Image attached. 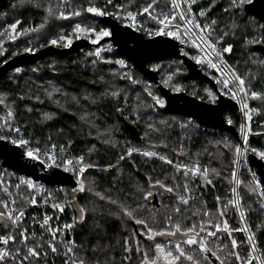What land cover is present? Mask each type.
I'll return each mask as SVG.
<instances>
[{
    "label": "trees",
    "instance_id": "trees-1",
    "mask_svg": "<svg viewBox=\"0 0 264 264\" xmlns=\"http://www.w3.org/2000/svg\"><path fill=\"white\" fill-rule=\"evenodd\" d=\"M49 2L55 5L57 0H36L35 3H30L28 0H24L23 3L21 0H10L5 9L0 11V32L7 29L11 34L12 30L8 26L16 23L17 20L22 21V24L17 27L16 32L18 33L22 32L23 29L38 26L44 22L47 15L45 8ZM150 2L151 0H113V5H131V11L139 12ZM36 3H39L40 7H37ZM72 3L82 5L84 8L91 4L101 8L105 6V0H72ZM170 3V0H159V8L153 11V15L158 14L160 11L171 12ZM113 5H109L107 10L115 12L117 9ZM229 5L230 0H209L207 10L211 8V11L207 14L208 21L210 22L213 19L217 21V34H222V31L229 33L223 44L225 47L228 44L232 45V52L224 55L227 62L242 75L251 71L256 77L252 84L253 89L264 92V56L254 48L258 41L264 40V29L259 27L264 25V22L245 10L243 14L231 11L225 13L224 9ZM106 17L109 16L92 17L90 14L85 13L73 20L50 19L45 28L39 33L21 34L14 41L9 35L0 36V45L4 48L0 57V66L12 57L25 53V48H32L34 52L48 46L65 48L51 45L49 41L60 35L62 29L64 34L70 33L71 26L77 21L109 29L108 24L104 21ZM118 22L123 25L120 21ZM139 23H146L147 27L150 28L157 27L154 22L146 17H142ZM233 24L237 27L234 28ZM139 32L145 38L154 37L146 34L144 30ZM76 40L78 39L73 37V42ZM87 40L91 42L90 39ZM107 43H109V40L108 37H105L98 44L91 43L90 46L68 55L59 53L45 55L38 58L34 63L19 68L21 69L19 73L15 70L10 71L0 79V99L4 101L0 103V123L3 122L2 118L6 116L8 109L11 108L16 114L14 125L21 127L22 135L26 139H31L33 146H35L37 140H41L45 142L41 145L42 147H50L52 143H55L58 146L57 150H59V145L63 144L71 155H83L86 162H91L95 166L85 173V186H91L94 191L113 199L127 197L130 194L135 195L136 185L143 183L147 175H152L153 180L159 178L169 186L177 182L172 179L174 175L180 177V183L184 182L181 173L176 172L172 166L164 164L157 158H146L135 152H133L131 158H128L126 153L129 148H138L141 151H156L167 155L174 163L183 164L199 161L201 166L216 169L220 175L210 176L214 186H201L204 182L200 177H196L190 185L194 189L195 198L191 201L192 207L185 209L186 216L190 218L185 219L184 226L187 228L193 223L212 222L220 223L223 227V218H219V211L225 210V218L231 235L222 231L218 233L217 237L208 244L211 252L197 254V258L201 261V264H220L216 256L221 259L225 258L229 250L225 248V245L230 248L233 238L238 244L237 249L234 251L239 252L242 258H247L250 252L247 240L249 232L235 231L243 228H249L251 233L255 234L254 243L257 247V253L264 258V210L260 209L259 202H256L257 198L250 197L245 185L241 184L238 186V192L244 197L241 207V211L246 214L244 219H241L240 212L234 206L230 205L224 209V205L234 199V194L231 191L233 185L230 183L232 168H237L239 179L245 182H250L249 170L257 174L256 167L251 165L249 161H242L239 167L233 165L234 152L223 147L224 139H227L233 145L240 144V140L227 130L204 127L190 117L167 112L165 106L155 105L151 97L147 95V91H145V89H148L154 96H159L165 101L159 87L163 86L176 93L173 88L175 85H179L183 89L180 92H186L202 101L214 103L207 92L211 91L218 97V86L216 89L208 80L192 77L180 58L173 57L168 60L149 62L148 68L155 71L159 78L157 84H151L134 65H129L127 69H121L118 64L105 63V61H116L123 57L115 48L110 49L99 60L95 56L88 55L90 52H94L95 46ZM187 51L189 52V58L196 55V52L191 48ZM33 69H36V71H33ZM125 71L129 72L140 83L132 84L129 80L120 79V75ZM202 71L211 78L215 77L206 68H202ZM169 76H172V81L170 86H165L164 81ZM101 77H103V80ZM213 80L215 81L214 78ZM109 84L122 90V98L118 101L109 97L95 105H90L82 99L87 94L99 97L102 92L107 90ZM55 89H60V92L54 91ZM49 91L53 93L51 99L48 96ZM62 93H67V97L63 96ZM21 96L25 98L21 100ZM37 96L43 103L37 101ZM72 97L79 98L80 103L77 104ZM123 97L127 98V104H125ZM250 104L251 107H258L260 102L250 100ZM27 107H31L33 111L27 112ZM117 107L124 109L122 114L117 111ZM46 113L51 115L52 119H46ZM84 113H87L88 118L95 122V128L80 119V116ZM225 117L232 120V125L239 132L240 118L238 115L235 112H226ZM161 120H167L169 124L163 125L160 123ZM150 123L159 131L149 129L148 124ZM182 124L187 126L181 127ZM61 129H63L62 133ZM90 132L91 135H89ZM99 133H106L108 142H104V137L99 136ZM252 133L254 135L249 142L250 147L247 151V157L252 154L259 158L251 151V148L264 150V112L260 114L252 113ZM49 135L52 136L51 141H48ZM69 141L72 142L70 148H68ZM165 144L167 145L166 148L162 146ZM154 145L156 147H153ZM181 145L186 155L177 156L176 152L180 150ZM122 155L126 157L124 160H120ZM109 165L115 167L108 171H102V169H108ZM58 170L62 171L61 169ZM67 175L68 178L65 181L57 184L41 183L34 180L37 185L43 186L47 191L25 190L22 186L21 194L27 195L30 192V195L35 197L37 201L35 206L30 204L22 206L25 211L22 227H27L30 235L35 232L37 241L40 240L42 235L46 241L48 236L43 233L38 223L34 224L33 217L38 222H42L43 214L47 213L53 217L50 221L52 226L62 229L64 224L72 222L75 214L71 206L72 203L77 207H85L90 213L95 207V220L100 223L105 234V243H111L113 246L110 257L114 258L116 264H121L125 255L122 250L123 238L126 235L131 237L134 230L143 231V229L127 218L121 219L117 215H108V209L115 208V206L108 204L106 200L101 201L91 192L74 191L79 187L77 184L78 178L73 177L71 173H67ZM19 177L25 176L4 168L0 160V179L4 181L0 188L11 184L10 190L16 196L14 186L19 182ZM144 186L147 187V185ZM57 189H63V191H56ZM117 189L119 190L117 191ZM49 193H52L51 197H49ZM46 197H48L47 200ZM217 197L220 198L219 204L217 203ZM4 198H6L5 194L0 190V199ZM65 201L70 203L65 208L64 213H60L52 207L53 202L64 203ZM176 204L177 201L173 194L157 188L154 190L153 197L147 203L149 211L144 212L143 215L146 217L155 215L156 219L160 220L165 212L171 213ZM204 211L211 214V220H209V217H204L203 221L201 220ZM194 212L198 214L192 216L191 213ZM101 213H104V215H101ZM92 225L93 219H89L86 226L83 228L77 226L74 231L69 230L67 236L74 238L78 244L85 242L87 238L95 235ZM14 232H16L14 226L9 224L6 227L3 221H0V235ZM16 234L18 235V233ZM56 239L59 247L63 249L64 244L61 242L65 240L64 232L58 233ZM157 241L166 243L171 247L176 243H182L183 236L157 237ZM95 242V240H92L93 245ZM140 246L146 249L143 239L140 240ZM132 247L133 262L139 264V256L135 253V240H132ZM185 247L187 248L186 245ZM213 252L216 255H212ZM227 259L228 264H239L232 257ZM41 264H43V261H41ZM49 264H63V261L60 257H54L49 250Z\"/></svg>",
    "mask_w": 264,
    "mask_h": 264
},
{
    "label": "snow or ice",
    "instance_id": "snow-or-ice-1",
    "mask_svg": "<svg viewBox=\"0 0 264 264\" xmlns=\"http://www.w3.org/2000/svg\"><path fill=\"white\" fill-rule=\"evenodd\" d=\"M23 3L24 0H21ZM30 3H35L36 0H28ZM252 0H230L229 7L225 8V13L228 12H239L243 14L245 6L250 4ZM198 4V0H171L170 7L171 12L165 13L160 11L158 14L153 15V11L159 8V0H151L147 6L143 7L139 12H133L130 10L131 5H113V0H105V6L103 8L91 4L87 8L82 5H74L72 0H57V3L53 5L51 2L45 8L47 13L44 22L38 26H33L28 29H23L22 32H16L18 25L22 24V21L17 20L8 26L12 30L10 34L6 29L4 32H0V36L9 35L14 41L18 35L31 33H39L45 28L46 24L50 19L59 20H73L74 18L81 17L85 13L90 14L92 17H105L109 16L115 20L120 21L128 28H135L137 31L144 30L149 36H168L173 40L179 41L181 45L186 47H191L197 49V54L192 55L191 59L198 65L206 66L209 69L216 70L220 72L219 77H213L216 84L220 86L219 95L229 96L231 99L235 100L240 106V110L243 112L248 123H242L240 131L242 134L245 133L247 129L248 133L251 132L250 122L252 121V113L260 114L264 112V92L256 91L253 89V81L256 79L254 74L249 71L247 74L242 75L236 68L228 65L223 59L225 54L232 52V45L223 46L224 39L228 36V32H223L222 34H217V21L211 20L207 23H201L196 19L197 13L193 11V6ZM113 5L117 10L115 12L108 11L107 7ZM37 7H40L39 3H36ZM15 7V5H14ZM71 8V10H69ZM179 10V11H177ZM208 10L201 9L198 13L199 17L205 18ZM138 16H144L154 22L157 27L150 28L147 24H140L137 21ZM177 21L176 23H172ZM233 27L237 25L233 24ZM264 29V25L259 26ZM72 30L68 34H64L63 29L61 34L56 38L51 39L49 43L58 47H70L73 43V37L76 39L87 38L91 40L92 44H98L103 38L112 35L110 29L97 27L93 24H85L83 21H77L71 26ZM183 29V30H181ZM264 43V40L258 41ZM251 43V41H250ZM105 50L101 47H97L94 52H90L89 56H95L100 58L101 52ZM110 50V49H108ZM25 52H32V48H25ZM180 52L184 56H189V52L184 48L180 49ZM95 63V61H93ZM105 63H115L118 64L121 69H127V64L124 60L116 61H105ZM17 73L21 69L17 68L15 70ZM36 71V69H33ZM103 80V77H101ZM120 79L129 80L132 84L140 83L139 80L130 75L129 72L125 71L120 75ZM172 81V76H169L165 81V86H170ZM174 91L180 92L183 89L179 85H175ZM54 91L60 92V89H55ZM147 95L151 97L155 105L159 107L165 106V101L159 96H154L152 92L148 89ZM121 89L114 88L113 85L109 84L106 91L102 92L99 97L87 94L83 96V100L90 105H95L100 101L111 97L114 100H119L122 98ZM208 96L211 97L212 101L215 102L217 96L211 91L207 92ZM53 93L48 92V96L51 99ZM63 96L67 97V93H62ZM25 97L21 96L20 99L23 100ZM125 99V104H127V98ZM37 101L43 103L36 97ZM72 99L79 104L80 99L77 97H72ZM249 100L259 101L258 107H250ZM3 99H0V103H3ZM59 103V101H57ZM27 112H32L31 107L26 108ZM67 111V109H65ZM117 111L121 114L124 109L117 107ZM46 119H52V116L45 114ZM86 124H90L91 127L95 128V122L88 118V114L84 113L80 116ZM3 122L0 123V141H4L16 146L19 149H23L22 158L27 159V161L33 165H39L40 168L45 172H52L54 175V170L61 169L64 173H71L73 177H77L78 189L74 191H79L81 193L91 192L94 196L98 197L101 201H107L108 204L114 205L115 208H109L108 215H117L121 219L127 218L133 221L135 225L140 226L143 231L134 230L131 237L125 236L122 240V250L125 253L121 264H134L132 259L133 247L132 240H135L136 247L135 253L139 256V264H201V261L197 258V254H205L211 252L208 247L209 242L214 240L218 233L221 231L231 235L229 231V225L227 223L225 210L219 211V218H223V227L220 223L212 222H200L193 223L190 227L185 228L184 221L187 218L185 209L192 207L191 201L194 197V189L190 186L196 177H200L204 184L201 186L213 185V181L210 178L211 175L219 176L220 173L207 166H201L199 161L195 163H179L170 159L167 155L160 154L156 151H141L138 148H129L127 150L126 156L131 158L133 152L142 155L146 158H157L164 164L172 166L176 172L181 173L184 182L180 183V177L173 176L172 179L177 181L172 186H169L166 182L157 178L153 180L152 175H147L144 178L143 183H138L135 188V195L130 194L127 197H121L119 199H113L110 196H105L100 192L94 191V189L89 186L86 187L84 184L85 173L95 167L91 162H86L83 155L73 156L67 152L66 147L61 144L59 145V150H57V144L52 143L50 147L44 146V141L37 140L35 146H33L31 139H26L21 133V127L15 126L14 121L16 120L15 112L9 108L6 116L2 118ZM161 124L168 125L169 121L161 120ZM229 125L232 124V120L227 119ZM187 125L182 124L181 127H186ZM148 128L153 131H159L153 124H148ZM61 133L63 129L60 130ZM91 135V132L89 133ZM259 135V133H257ZM99 136L104 137V142H108L106 133H99ZM52 140V136L49 135L48 141ZM220 143V142H218ZM72 142L69 141L68 148L71 147ZM167 147V145H162ZM153 147H156L155 145ZM223 147L225 149L234 152L235 159L233 160V165L239 166L241 164L242 155L248 151L250 145H248V135L244 134V144H231L227 139L223 141ZM251 151L259 156L260 159L264 160V150L251 148ZM177 156H184L186 153L183 150V146L179 151L176 152ZM125 155L120 156V160H124ZM114 165H109L108 169H102V171H108L114 168ZM119 179L118 177L116 178ZM19 182L15 184L16 196L10 190L11 184L3 186L0 190L5 194L4 199H0V221H3L4 225L7 227L9 224L15 227L16 232L6 235H0V264H49V250L54 257H60L63 264H116L113 257H110V253L113 250L111 243H105V234L101 228L99 222L95 220V207L90 213L85 207H77L74 203L71 204L74 210V215L71 223H66L63 228L53 227L50 221L53 217L47 214L43 217L42 222H38L35 217H33V222L38 223L40 229L43 233L48 236L45 241L42 235L40 240L37 241L35 232L29 234V229L27 227H22L23 218L25 216V211L23 210L24 204H30L35 206L37 201L35 197L30 195L21 194V188L31 191H47L41 185H37L33 179H26L25 177H19ZM94 183V182H93ZM230 183L233 185L231 188L234 194V199L229 201L228 204L224 205V209L228 206H234L236 209L242 207V202L244 197L238 192V186L244 184L248 190L250 197H256V202H259L260 209L264 210V184L256 179L255 173H251L250 182H245L239 179V174L236 167L231 170V180ZM4 181L0 179V185H3ZM144 185H147L145 187ZM214 186V185H213ZM162 189L164 192L173 194L176 198L177 204L172 209L171 213L165 212L160 220L156 219L155 215L146 217L143 215L144 212H148L147 203L150 198L154 195L155 189ZM119 189H117L118 191ZM56 191H63V189H57ZM52 193H49V197ZM18 197V198H17ZM48 197H46L47 200ZM130 201V202H129ZM68 201L64 203L53 202L52 207L60 213H64L65 208L69 206ZM217 203H220V198L217 197ZM198 213H191L192 216ZM241 219H244L245 212L240 211ZM104 215V213H101ZM204 217H209L211 220V214L204 211L201 220ZM93 219L92 230L95 233L86 239L85 242L77 243L74 238L68 237L67 232L69 230H75L77 226L83 228L87 225L88 220ZM215 229V230H213ZM246 231L249 232L247 236L248 244L250 247V252L247 258H242L239 252L234 251L237 249V241L233 238L231 240L230 248L225 245V248L229 250L226 253L224 259L216 256V259L220 264H228V257L234 258L239 264H264V258L257 253V247L254 243V233H251L249 228L236 229L235 231ZM61 231L65 234V240L61 243L64 244V248L61 249L57 243V234ZM18 233V235L16 234ZM178 235L183 236L182 243H176L174 246H168L166 243H160L157 241V237H176ZM143 239L146 249L140 246V240ZM92 240H95V244H92ZM19 245V246H17ZM187 246V248L185 247ZM216 255V253H212ZM91 257V259H90Z\"/></svg>",
    "mask_w": 264,
    "mask_h": 264
},
{
    "label": "water",
    "instance_id": "water-1",
    "mask_svg": "<svg viewBox=\"0 0 264 264\" xmlns=\"http://www.w3.org/2000/svg\"><path fill=\"white\" fill-rule=\"evenodd\" d=\"M8 1L0 0V9L4 8ZM245 11L264 22V0H252L250 4L245 6ZM104 21L112 32V35L108 37L109 42L113 44L120 55L138 68L151 84H157L159 78L155 71L148 68V63L175 57L183 60L192 77L208 80L217 89V84L213 78L205 74L191 58L181 54L178 41L167 36L145 38L139 31L128 28L111 17H106ZM90 45L91 42L83 38L74 41L70 47L63 49L48 46L37 52L18 54L0 66V79L10 71L32 64L38 58L50 53L68 55ZM254 48L264 56V43L258 42ZM159 89L166 101L165 110L167 112L190 117L204 127L227 130L240 139L239 132L232 124L227 123L225 117L226 112H235L239 117L237 103L230 97L218 94L214 103H208L186 92L174 93L163 86H160ZM22 153V149L0 141V160L4 168L41 183L57 184L68 178L67 173L58 169L54 170V175L52 172L41 171L38 164L33 165L27 159L22 158ZM248 161L256 167L257 174L264 184V161L252 154L248 156Z\"/></svg>",
    "mask_w": 264,
    "mask_h": 264
},
{
    "label": "built area",
    "instance_id": "built-area-1",
    "mask_svg": "<svg viewBox=\"0 0 264 264\" xmlns=\"http://www.w3.org/2000/svg\"><path fill=\"white\" fill-rule=\"evenodd\" d=\"M171 1V0H170ZM208 1L209 0H198V4L197 5H194L193 6V11L195 12V13H197V17H196V19L197 20H199L201 23H207V22H209L208 21V17L206 16L205 18H201V17H199V15H198V13L200 12V10L201 9H204V10H207V3H208ZM177 11H179V10H177ZM142 17H144V16H138L137 17V21L139 22V20L142 18ZM177 22V21H176ZM175 22V23H176ZM132 29H134V30H136L135 28H132ZM181 30H183V29H181ZM168 37V36H167ZM179 42V41H178ZM180 44V43H179ZM97 47H101V48H103V49H105V50H103L102 52H101V56H100V58H97L96 57V59L97 60H99V59H101L102 58V55H104L105 53H107L109 50L108 49H113V48H115L114 46H113V44L111 43V42H109V43H107V44H101V45H97V46H95L94 47V51H95V49L97 48ZM181 48H184L186 51H187V48H191V47H186L185 45H181L180 44V49ZM196 50V52H197V49H195ZM124 60L125 61V63L127 64V66H129V65H133L130 61H128L125 57H122V58H120V60ZM223 59L227 62V60L223 57ZM194 61V60H193ZM195 62V61H194ZM196 63V62H195ZM227 64L228 65H230L228 62H227ZM198 65V64H197ZM201 69L202 68H206V69H208V70H210L214 75H215V77H219L220 75H221V73L220 72H217L216 70H213V69H209V68H207L206 66H202V65H198ZM217 86H218V88L220 89V86L217 84ZM229 97V96H228ZM235 101V100H234ZM236 102V101H235ZM249 102V101H248ZM237 103V102H236ZM249 105H250V102H249ZM237 106H238V111H239V118H240V127H241V124L242 123H248L247 122V120H246V117L244 116V114H243V112L240 110V106H239V104H237ZM250 107H251V105H250ZM250 126H251V132L250 133H248V131H247V129L245 130V133L244 134H247L248 135V145H249V142H250V139H251V137L254 135L253 133H252V121L250 122ZM239 134H240V144L243 146V144H244V134H242L241 133V131H239ZM247 153V152H246ZM248 158V157H247ZM246 158V161L248 162V159ZM39 169L41 170V171H43L41 168H40V166H39ZM249 172H250V177H251V171L249 170ZM255 176H256V179L258 180V181H260L261 183H262V180L260 179V177L258 176V174H255ZM263 184V183H262ZM47 213H44L43 214V217L46 215ZM48 216H50L49 214H47Z\"/></svg>",
    "mask_w": 264,
    "mask_h": 264
},
{
    "label": "rangeland",
    "instance_id": "rangeland-1",
    "mask_svg": "<svg viewBox=\"0 0 264 264\" xmlns=\"http://www.w3.org/2000/svg\"><path fill=\"white\" fill-rule=\"evenodd\" d=\"M171 2V1H170ZM176 21H173L172 23H175ZM189 48H187V50H188ZM191 49H193V48H191ZM195 52H196V50L195 49H193ZM196 54H197V52H196ZM249 102H250V100H249ZM251 105V104H250ZM240 142V141H239ZM241 145V144H240ZM246 158H247V153L245 152L243 155H242V157H241V162L242 161H246ZM239 167V166H238ZM239 212L241 211V208L238 210Z\"/></svg>",
    "mask_w": 264,
    "mask_h": 264
},
{
    "label": "flooded vegetation",
    "instance_id": "flooded-vegetation-1",
    "mask_svg": "<svg viewBox=\"0 0 264 264\" xmlns=\"http://www.w3.org/2000/svg\"><path fill=\"white\" fill-rule=\"evenodd\" d=\"M9 1H10V0H9ZM9 1H8V2H9ZM6 5H7V4H6ZM5 7H6V6H5ZM5 7L2 8V9H0V11L4 10ZM123 25H124V24H123ZM109 29H110V27H109ZM3 50H4L3 46L0 45V57H1L2 53H3ZM32 52H34V51H32ZM0 59H1V58H0ZM215 264H216V263H215Z\"/></svg>",
    "mask_w": 264,
    "mask_h": 264
}]
</instances>
